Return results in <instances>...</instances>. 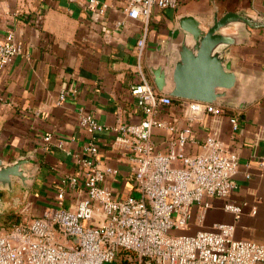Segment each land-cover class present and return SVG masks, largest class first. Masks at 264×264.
Returning <instances> with one entry per match:
<instances>
[{"label":"crops","instance_id":"0c3cea01","mask_svg":"<svg viewBox=\"0 0 264 264\" xmlns=\"http://www.w3.org/2000/svg\"><path fill=\"white\" fill-rule=\"evenodd\" d=\"M129 1L0 0V43L13 34L21 47L13 62L0 68V142L7 146L8 158L37 151L41 168L28 199L36 205L38 216L45 208L55 206L65 175H81L78 160L92 139L99 147L100 167L118 171L107 175L102 186L119 199L138 195L124 135L113 130L91 138L80 126L79 113L85 111L111 129L140 125L144 113L131 88L142 82V75L154 87L147 54L172 32L178 16L209 20L216 9L220 15L244 12L255 19L264 15V0H179L176 8L155 7L146 23L128 16ZM143 38L140 70L137 46ZM230 57L234 69L245 79H254L260 88V97L253 105L243 110L218 106L214 113L190 119L188 102L175 99L158 119L178 130L191 128V141L186 147L189 155L201 153L207 138L216 133L239 158L233 194L226 199L206 198L205 205L194 207L190 225L197 232L233 225L235 239L261 242L264 28L250 30L247 43L233 47ZM63 92L65 101L59 103ZM231 119L237 120V130ZM48 136L52 139L46 143ZM171 137L169 129L156 130L154 141L159 152H167ZM80 198H84L81 192L68 191L66 206L75 209ZM227 205L239 206L241 212L227 211Z\"/></svg>","mask_w":264,"mask_h":264},{"label":"built area","instance_id":"2783aa9c","mask_svg":"<svg viewBox=\"0 0 264 264\" xmlns=\"http://www.w3.org/2000/svg\"><path fill=\"white\" fill-rule=\"evenodd\" d=\"M178 3L130 0L127 13L131 19L148 23L155 7L176 8ZM144 47L143 38L137 46L140 70ZM20 52L14 35L9 34L0 43V68L10 65ZM131 94L144 113L140 125L111 129L85 111L79 113V123L91 138L113 130L124 135L138 196L119 199L102 186L107 175L118 171L100 167L99 147L92 139L78 160L81 175L61 179L55 206L31 220L23 219L9 231L0 230V264H113L118 257L122 264H264V240H237L233 225L200 230L193 236L171 235L190 225L194 207L205 205L206 198L226 199L233 194L239 158L216 133L207 138L201 153L187 154L191 128L178 130L158 119L175 99L158 92L143 75ZM65 97L66 92L61 93L59 103ZM186 102L190 119L218 108ZM231 123L237 130V120ZM161 129H169L172 135L166 153L159 152L154 141L156 130ZM51 139L48 136L45 142ZM260 166L264 169V157ZM68 191L84 195L75 209L66 206ZM226 210L239 214L241 207L227 205ZM122 252L127 255L122 257Z\"/></svg>","mask_w":264,"mask_h":264},{"label":"water","instance_id":"95a60500","mask_svg":"<svg viewBox=\"0 0 264 264\" xmlns=\"http://www.w3.org/2000/svg\"><path fill=\"white\" fill-rule=\"evenodd\" d=\"M261 28L263 14L255 19L244 12L220 15L216 9L209 20L178 16L172 32L147 54L146 65L154 88L174 99L238 110L248 108L259 99L260 88L254 79H245L234 69L230 51L247 43L250 30ZM7 151L0 142V192L13 194L19 187L27 197L41 168L37 151L17 158H8ZM6 208L0 198V215Z\"/></svg>","mask_w":264,"mask_h":264},{"label":"rangeland","instance_id":"374dc122","mask_svg":"<svg viewBox=\"0 0 264 264\" xmlns=\"http://www.w3.org/2000/svg\"><path fill=\"white\" fill-rule=\"evenodd\" d=\"M0 198H2L7 204L6 211L0 215V230L9 231L18 222L16 217H18V219L21 217L22 220H31L38 216V210L35 209L36 205L29 202L28 196L26 197L25 192L19 187L13 194H9L8 191L0 192ZM11 216L14 218L8 220ZM196 233V229L191 225L185 230L171 231L173 237L184 235L193 236ZM113 264H122L121 259L118 257Z\"/></svg>","mask_w":264,"mask_h":264},{"label":"trees","instance_id":"16d2710c","mask_svg":"<svg viewBox=\"0 0 264 264\" xmlns=\"http://www.w3.org/2000/svg\"><path fill=\"white\" fill-rule=\"evenodd\" d=\"M14 217L13 216H11V217H9V219L8 220H11V219H13ZM17 218V223L15 224V225H17V224H20L21 222H22V218L20 217V219H18V217H16ZM121 255H122V257H125L126 256V254L124 253V252H122L121 253Z\"/></svg>","mask_w":264,"mask_h":264}]
</instances>
